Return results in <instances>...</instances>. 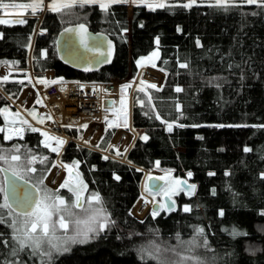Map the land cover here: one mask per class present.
<instances>
[{
    "label": "trees",
    "instance_id": "obj_1",
    "mask_svg": "<svg viewBox=\"0 0 264 264\" xmlns=\"http://www.w3.org/2000/svg\"><path fill=\"white\" fill-rule=\"evenodd\" d=\"M180 5L182 2L172 1L152 11L134 4L130 17L126 4H112L107 12L98 5H85L59 13L47 10L40 21L25 17L21 19L24 23L0 24V66L30 70L37 78L52 71L60 81L127 80L131 85L137 61L154 50L159 53L156 68L164 74L160 87L139 85L144 92L137 90L139 86L131 92V127L137 138L125 162L104 159L99 152L117 155L109 144L118 123L104 129L96 146L99 151L74 142L63 147L60 161L79 164L76 169L87 185L85 195L99 194L114 223L88 242L52 257L51 264H158L138 251L151 241L162 249L185 246V251L161 252L164 264L176 253L191 255L193 251L205 264H264V8L198 4L186 9ZM78 24L109 37L114 46L109 65L85 72L62 60L56 41L64 28ZM185 62L188 68H180ZM29 76L21 73L15 77L26 79L1 83L8 97L0 94V110L13 109L11 101L32 85ZM176 87L183 91L177 93ZM168 123L173 125L171 132ZM31 128H25L23 138L8 142L0 134V147L11 154L12 149H21L26 166L20 172L38 187L37 181L47 175L56 154L41 144V135ZM63 131L75 137L80 130L65 127ZM29 154L37 162L27 164ZM43 157L47 160L39 162ZM28 167L37 171L27 172ZM154 167L171 170L177 178L191 172L189 182L196 191L192 196L177 197L175 210L138 220L131 212L140 198L143 170ZM182 206L191 211L184 212ZM7 212L4 210L0 222V264H41L28 249L11 255L18 245L12 239ZM194 229H203V235Z\"/></svg>",
    "mask_w": 264,
    "mask_h": 264
},
{
    "label": "snow or ice",
    "instance_id": "obj_2",
    "mask_svg": "<svg viewBox=\"0 0 264 264\" xmlns=\"http://www.w3.org/2000/svg\"><path fill=\"white\" fill-rule=\"evenodd\" d=\"M127 2V0H52L50 5V10L54 12H64L66 10H70L74 7L80 6L83 7L85 5H98V7L107 12L112 4L115 3H123ZM132 3H139L149 10L155 11L157 8H164L166 4L163 0H131ZM198 0H188L187 3H183V8H191L197 5ZM243 5H256L257 7L264 8V0H215V3L210 6H214L217 8L228 9L230 7H237ZM9 7H19L31 9L32 14H35L38 10H41L44 7L43 0H33L31 3L24 4H9L4 3L3 0H0V8H9ZM13 23H24V20L12 21ZM10 21L5 19H0V24H7ZM70 35L75 34L79 37L80 46L87 52H93L96 55L103 56L105 53L101 51L99 44L90 47L87 39V29L84 24H80L77 29L68 28L66 29ZM2 38V37H0ZM159 44V40L156 41ZM69 48L71 50V44H69ZM108 55L111 54V43L108 45ZM46 55V53H45ZM159 53L154 51L151 53L149 57L146 59L151 61L153 58H158ZM144 59L137 61L138 66H142L144 63ZM155 67V65H152ZM180 68H188V63H181L179 65ZM231 67V65L229 66ZM87 70V69H86ZM8 77L5 76L3 78L4 81H7ZM39 83H47V81H38ZM52 83H56V81H52ZM141 85H144V81H141ZM131 87V85H125L124 88ZM148 88L155 89L157 86L155 84H148ZM123 90V89H122ZM139 92H144L145 88L142 86L137 89ZM175 91L177 93L182 92L183 89L181 87H176ZM151 96L148 97V102H151ZM40 101H37L39 103ZM121 104H124V100H121ZM143 106L144 102L141 101ZM177 111L183 112L180 108V105H176ZM19 114H17L18 116ZM50 119V117H48ZM156 119H160V116L157 115ZM39 123H43V118H37ZM107 120V118H105ZM163 122V121H162ZM22 125L27 124V121H20ZM114 126L113 123L109 124V127ZM119 126V125H115ZM123 126L127 127V112L124 113V121ZM183 126V125H177ZM224 125H219V127H223ZM70 127V125H69ZM83 127H87V125H83ZM228 127H232V125H228ZM168 131H172L173 125L171 123L167 124ZM3 131V129H0ZM19 131V130H17ZM31 131L36 132L37 129L32 127ZM45 137L44 147L50 149L52 152L58 153L59 147H62L65 143L64 140L54 138L48 135L46 132L40 133ZM8 138H11L10 136ZM22 138V137H21ZM145 141L148 139L147 136L142 137ZM55 140V143L58 147H53L49 141ZM110 147V146H109ZM244 151H250V149L245 148ZM14 154L10 156L0 152V161L4 163H9L11 168V177L9 179L7 176L5 177V188H0V191L11 192L13 197L16 198L19 193L18 202H19V211L16 213L17 216L23 217L22 224L17 227L16 222L13 221L10 224L13 232L16 233L12 237V239L18 245V248H13L11 255L17 256L19 252L24 251L25 249L29 250V254L33 256H39L41 260V264H51V260L53 257V253H59L68 251L67 245L71 243H84L86 242L90 235L94 236L98 232H102L109 228L113 221H111L110 216L107 213V209L104 208L103 201L99 194L91 193L87 197L83 195L84 192L87 191V185L83 183L82 180L79 179V174L77 173V183L75 185L71 184L70 179H66L60 185V188L67 189V191L71 194L67 198L62 197L58 192L49 191L47 188H37L36 185H32V187L36 190L35 195L27 192H22L19 189V186L16 184L17 180H23L24 184H28V180L24 178L21 172L18 170L19 163L21 161V149L16 147L12 149ZM117 150V155H120ZM27 159V163L29 165L37 162V157L35 155L29 154ZM104 159H108L107 156L103 157ZM44 160H47V157H43L39 160V162L43 163ZM156 166L159 167V161H156ZM64 167L69 172V177H71L72 168H78L79 164L76 163L71 167L67 164ZM27 172L34 173L37 170L32 167H28L25 169ZM0 171L8 172V169H0ZM140 171V169H137ZM167 175H171L168 173ZM192 175L191 172L188 173L190 177ZM209 175H215L213 172H209ZM227 175V173H226ZM117 180L120 179L119 176L115 177ZM153 179H163V177H152L149 175L147 177V181H151ZM43 177L37 181V183H42ZM176 185H183L184 182L180 180L175 181ZM189 194H194L196 189L195 185L187 186ZM183 187L174 188L166 192L168 200H171L172 195L182 191ZM145 191L150 195H155V192L149 185L145 184ZM157 191H165L164 189H158ZM213 195H215V190L213 189ZM8 196H5V203L0 205V222H3L4 210H11L12 206L7 203ZM87 204V207H85ZM93 205H101V207H93ZM175 202L172 201V207L169 208L167 205H161V208H165L166 210H174ZM184 212H189L191 209L187 206L183 208ZM86 213V215L81 216L80 213ZM264 214V213H262ZM158 215V211L154 210L152 212L153 218ZM220 215H223V212H220ZM55 217V219H54ZM71 227V234L69 226ZM62 230V232H61ZM197 232V235H203V229H194ZM59 233V234H58ZM234 235L239 233L233 232ZM179 240V237H177ZM6 243V242H5ZM191 243V242H190ZM204 246H207V242L204 241ZM141 255L147 254L152 258L158 261V264H164V261L160 259V254L162 251H171L175 252V248L162 249L161 245L156 241H151L148 247H141L138 249ZM197 264H199L198 258H196ZM8 264H23L22 261H11Z\"/></svg>",
    "mask_w": 264,
    "mask_h": 264
},
{
    "label": "built area",
    "instance_id": "obj_3",
    "mask_svg": "<svg viewBox=\"0 0 264 264\" xmlns=\"http://www.w3.org/2000/svg\"><path fill=\"white\" fill-rule=\"evenodd\" d=\"M138 72L135 82L144 81V84L147 85L158 86L164 77L162 71L158 70L156 66H141ZM126 82L127 80H111L109 82L56 81V83L51 82L47 85H36L34 97L22 91L21 95L11 103L21 114H25L32 107L35 108L38 118H43V125L33 123L32 127L48 134L61 135L67 142L71 141L97 151V142L101 138L107 122L118 120L120 117L121 90ZM135 82L133 86H135ZM20 99H22L21 102H19ZM105 99L113 102L112 108L103 109L102 102ZM37 101L40 102L37 103ZM83 125H87V127H83ZM65 127L80 131L75 137H72L64 133ZM15 135L18 136L17 133ZM114 138H117L116 143H113ZM133 138L135 139V136ZM113 139L110 144L111 149L119 150L123 144V137L121 135L117 137L116 134ZM99 152L114 158L113 155L107 154L108 151Z\"/></svg>",
    "mask_w": 264,
    "mask_h": 264
},
{
    "label": "rangeland",
    "instance_id": "obj_4",
    "mask_svg": "<svg viewBox=\"0 0 264 264\" xmlns=\"http://www.w3.org/2000/svg\"><path fill=\"white\" fill-rule=\"evenodd\" d=\"M172 1H175V2H177V3H181L182 2V4L183 3H187L188 2V0H163V2L167 5V4H169L170 2H172ZM3 2L4 3H9V4H24V3H31V2H33V0H3ZM52 2V0H43V3H44V7L41 9V10H38L35 14H32V12H31V9H26V8H19V7H9V8H7V9H5V8H0V19H5V20H8V21H10L11 23H12V21H14V20H21V19H23V18H25V17H36L37 19H39V21L41 20V18H42V14L45 12V11H47V10H50V7L48 6V5H50V3ZM215 3V0H198V3H197V5L198 4H214ZM116 4V3H115ZM117 4H126L127 5V13H128V17H130L131 16V12H132V6L134 5V4H139V3H132L131 2V0H127V2H123V3H117ZM50 11H52V10H50ZM38 31L36 30V33H37ZM32 42H33V40H32ZM154 51H156L157 52V50H154ZM153 51V52H154ZM31 52H29V57H30V54ZM151 55V54H150ZM149 55V56H150ZM149 56H147V57H149ZM146 57V58H147ZM144 59V63H143V65L142 66H147V65H149V66H152L153 64L156 66V61H157V59L158 58H153L151 61H148L147 59ZM137 65V68H138V70L140 69V67L141 66H138V64H136ZM153 67V66H152ZM159 70V69H158ZM21 73H26V75H27V73H29L30 75L32 74V72L29 70V72H23L22 70H18V69H15V68H12V66H11V64H3V65H1L0 66V94L3 96V97H8L7 96V94H5V92L2 90V88H1V83H3V82H5L4 80H3V78L5 77V76H7L8 77V79H7V81H9V80H17V81H22V80H24V79H26V78H23V79H20L21 77H15L16 75H19V74H21ZM137 73H139L138 71H137ZM136 73V75H135V78L132 80V86H131V90L129 89V88H124V86L125 85H128L127 84V82L123 85V87H122V89L123 90H121L122 91V93H121V100L123 99L124 100V104H121L120 106V117H119V119L118 120H110V121H108L107 122V125H106V127H109V124L110 123H118V125H119V128L120 129H125V126H123V121H124V113H125V111L127 112V104H126V99L128 98V95L130 94V97H131V92L136 88V87H138L139 85H141V82L140 81H137V82H135L136 81V77H137V74ZM15 75V76H14ZM24 75V74H23ZM15 77V78H14ZM37 78V77H36ZM163 79H164V77H163ZM29 80H30V78H29ZM38 79H36V81H37ZM58 79L57 78H55V79H51V81H57ZM29 82H31V81H29ZM134 82H135V86H133V84H134ZM162 82H163V80H162ZM162 82H161V84H162ZM161 84L160 85H158L156 88H158V87H160L161 86ZM144 85H146L147 86V84H144ZM139 87H141V86H139ZM22 93V92H21ZM21 95V94H20ZM19 95V96H20ZM11 105H12V103H11ZM12 107H13V109L9 106H6V107H4L3 109H1L0 111H1V114H2V120H3V125H1L0 126V129H3V131H0V134H1V136H2V141H4V142H8V141H10V140H13V139H16V138H20L21 139V137L23 138V135H24V130H25V128L26 127H32L33 125V123L35 124H40V125H43V123H39L38 122V120H36L35 119V111L33 110V111H28V112H26L25 114H21L20 112H18V110L12 105ZM123 113V114H122ZM17 114H19L18 116H17ZM122 114V115H121ZM27 121L28 123L27 124H25V125H22L21 123H20V121ZM34 128H36V127H34ZM14 129H16V130H14ZM37 129V128H36ZM17 130H19V131H17ZM15 131V132H14ZM36 132H38L39 134L41 133V132H44V131H40L39 129H37V131ZM15 133H17L18 134V136H16L15 135ZM20 135V136H19ZM41 135V134H40ZM49 136H51V137H54V138H58V139H61V140H64L65 141V143H64V145L62 146V147H59V152L58 153H55V152H53V153H55L56 154V159L54 160V162H53V165H52V167L50 168V170H49V172L47 173V175L43 178V181H42V183H38V187L37 188H40V189H43V188H47L49 191H52V192H58L62 197H65V198H67L68 197V195L70 196L71 194L67 191V189H64V188H60V185L63 183V181L64 180H66V179H70V182H71V184H73V185H75L76 183H77V181H75L74 179H73V177L71 176V177H69V175H67V177H64L59 183H58V185H56V186H53L52 184H50L49 183V180H48V178H49V176H50V174H51V171L55 168V167H58V166H60V165H62V164H67V165H69L70 167L72 166V164H68V163H63V162H61L60 161V155H61V152H62V150H63V147L68 143L67 141H66V139L65 138H63V137H61V135H55V134H48ZM11 137V138H8V137ZM41 137H42V139H41V144L44 146V142H45V137L44 136H42L41 135ZM137 138V134L135 135V139ZM135 141V140H134ZM69 142H71V141H69ZM49 143L53 146V147H58L57 145H56V143H55V140H51V141H49ZM98 143V142H97ZM125 145V143L124 144H122V146L119 148V149H123V146ZM48 149V148H47ZM91 149V148H90ZM48 150H50V149H48ZM93 150H95V149H93ZM51 151V150H50ZM0 152H3L4 154H7V155H11V153H6V151H5V149H3L2 147H0ZM52 152V151H51ZM104 152V151H103ZM114 153L115 154H117V150L116 149H114ZM107 154H110V153H108L107 152ZM104 155V154H103ZM107 157H109L108 155H106ZM116 157L118 158V159H116V160H119V161H122V162H125V160H124V158L123 157H119V155L117 156L116 155ZM2 162V163H1ZM0 162V166L1 167H4V168H9L8 170L9 171H11V168H10V164L12 163L11 161L9 162V163H4L3 161H1ZM28 164V163H27ZM25 164H24V162H23V160H21L20 161V163H19V166H18V170L19 171H22L23 172V170L22 169H24L25 168ZM6 168V169H7ZM72 171H77V169L76 168H72ZM168 173H170L171 175H167ZM149 175H151V176H156V177H163V181H164V186L161 188V189H164L165 191H159L158 193H156L155 195H150L148 192H146L145 191V184H146V178L149 176ZM80 179V178H79ZM180 179H184L185 181H187V182H189V176H188V174L186 175V176H184L183 178H177V177H175V176H173V172L171 171V170H160V169H158L157 167H154V168H152V169H149V170H143V178H142V182H141V190H140V198H139V200H143L144 202H146V203H148V205H149V208H148V210L146 211V213L143 215V216H141V217H139V216H137V215H134V213H133V211L131 212V215L134 217V218H136V219H138V220H142V219H144V217L145 216H147V215H150V216H152V210H151V204L152 203H154V202H158L159 204H160V206L163 204L164 205V203H163V201H162V197L164 196V195H166V192L167 191H169V190H171V189H174V188H179V186L178 185H176L175 184V181L176 180H180ZM0 188H3V182H2V178H1V174H0ZM62 192H64V193H62ZM83 195L85 196V197H87L86 195H85V192L83 193ZM181 195H184V196H186V197H188V196H190V195H187V194H185L183 191H179L178 193H176V194H174V195H172V197H171V199L173 200V201H175V203H176V199H177V197H179V196H181ZM167 196V195H166ZM138 200V201H139ZM160 200V201H159ZM137 201V202H138ZM0 205L1 204H4L5 203V200H4V197H3V191H0ZM176 206H177V203H176ZM85 207H87V204H85ZM93 207H101V205H93ZM185 206H182L181 207V210H183V208H184ZM134 208V207H133ZM133 210V209H132ZM162 210H164V211H162ZM160 213H167L166 211H165V208H161L160 207V211L158 212V215L160 214ZM7 215H8V223H9V227H10V224L13 222V221H15L16 222V225H17V227H19L21 224H22V222H23V217L22 216H17L16 214H14V213H12L10 210H8V212H7ZM80 215L81 216H84V215H86V213H83V212H81L80 213ZM157 215V216H158ZM153 217V216H152ZM54 219H55V217H54ZM71 225L69 226V229H70V233L69 234H71ZM10 231H11V236L13 237L14 235H16V233H14L13 232V229H12V227H10ZM61 232H62V230H61ZM98 233H100V232H98ZM97 233V234H98ZM59 234V233H58ZM97 234H95L94 236H92V235H90V237H89V239L86 241V242H88L90 239H92V238H94ZM86 242H84V243H86ZM77 244H83V243H79V242H77V243H71V244H69V245H67V247H68V251L69 250H71V248L73 247V246H75V245H77ZM186 247H188V246H186ZM171 248H173V247H171ZM177 250H181V251H185V246L184 245H178V246H176L175 247ZM163 249H165V248H163ZM68 251H64V252H59V253H53V257L54 256H58V255H62V254H64V253H67ZM176 251V250H175ZM162 252H165V251H162ZM36 257H38V258H40L39 256H36ZM196 258H198V261H199V264H205V262H204V260H203V258L201 257V256H199L195 251H193V253H191V255H189V254H182V255H180V254H178V253H176V255H173L171 258H170V263L169 264H197V260H196Z\"/></svg>",
    "mask_w": 264,
    "mask_h": 264
},
{
    "label": "water",
    "instance_id": "obj_5",
    "mask_svg": "<svg viewBox=\"0 0 264 264\" xmlns=\"http://www.w3.org/2000/svg\"><path fill=\"white\" fill-rule=\"evenodd\" d=\"M79 25L80 24L72 25V26H68L64 28L61 34L59 35V38L56 41V48L62 60L66 62L67 64L71 65L76 70L85 71V72L97 71L109 65L114 56V46L111 40L109 39V37L103 33H95L85 26L87 29V39H88L89 46L92 47V46L99 44L101 51H103L105 55L99 56V55L94 54L93 52H87L80 46L78 36H76L74 33L70 35L68 32H66V29L68 28L77 29ZM109 43H111V54L110 55L107 54ZM69 44H71V50L69 48ZM102 106H103V109L112 108L113 102L109 99H105L102 102ZM0 169H6V168L0 167ZM77 173H78L77 171H72L71 173V176L73 177L75 181H77ZM0 174H1L2 182H3V188H5V177L7 176L9 179H12L11 171L8 170L7 173L4 171H0ZM152 177H156V176H152ZM180 181L184 182V184L178 185V186L183 187L182 191L185 194L190 195L188 192L187 186L195 185V184L187 182L184 179H180ZM146 183L149 185L150 188L153 189L155 194L159 192L157 191L158 189H161L164 186V181L162 179H153L151 181H147V178H146ZM16 184L19 186V189L22 192L31 193L33 194V196L35 195L36 190L32 187L33 184H31L30 182H28V184H24L23 180H17ZM195 189H196V186H195ZM6 195L8 196L7 203L12 206V209L16 210V211H11V210L10 211L16 214L20 210L19 202H18L19 193L17 194V197L14 198L10 191L7 193L3 191L4 200H5ZM192 195L194 194H191L190 196ZM162 200H163L164 205H167L169 208L172 207V201H173L172 199L168 200L167 196L164 195ZM176 207L177 206L175 203L174 210ZM151 210L152 211L156 210L159 212L160 204L158 202L152 203ZM165 211L171 212L173 210L165 209Z\"/></svg>",
    "mask_w": 264,
    "mask_h": 264
},
{
    "label": "crops",
    "instance_id": "obj_6",
    "mask_svg": "<svg viewBox=\"0 0 264 264\" xmlns=\"http://www.w3.org/2000/svg\"><path fill=\"white\" fill-rule=\"evenodd\" d=\"M158 52V51H157ZM30 81H31V86L30 87H25L23 89V92L29 93L31 94V96L34 97V94H36V85H47L49 83H51V79H55L54 73L52 71H46L45 73H43V76L36 78L35 76H33V74H31L30 76ZM36 79H38L36 81ZM38 81H47V83H39ZM126 104H127V127H125V129H120L118 128L115 132L114 135L117 134L121 135L123 137V144L125 143V145L123 146V149H119V153H121L122 157L125 159L129 149L131 148V146L134 143V136L137 134L131 127V106H130V96H128V99H126ZM33 111V110H30ZM28 112V111H27ZM36 120L37 117L34 116ZM111 147V145H109Z\"/></svg>",
    "mask_w": 264,
    "mask_h": 264
},
{
    "label": "bare ground",
    "instance_id": "obj_7",
    "mask_svg": "<svg viewBox=\"0 0 264 264\" xmlns=\"http://www.w3.org/2000/svg\"><path fill=\"white\" fill-rule=\"evenodd\" d=\"M24 97V96H23ZM22 97V98H23ZM22 99H20L19 102H21ZM66 134V133H65ZM117 138L113 139V143H116ZM67 175H69L68 170L64 167V164L55 167L52 171L51 174L48 178L49 183L52 184L53 186L58 185V183L64 178L67 177ZM149 205L148 203L144 202L143 200H139L136 205L133 208V213L134 215H137L139 217L143 216L146 211L148 210Z\"/></svg>",
    "mask_w": 264,
    "mask_h": 264
},
{
    "label": "flooded vegetation",
    "instance_id": "obj_8",
    "mask_svg": "<svg viewBox=\"0 0 264 264\" xmlns=\"http://www.w3.org/2000/svg\"><path fill=\"white\" fill-rule=\"evenodd\" d=\"M163 198V197H162ZM177 200V199H176ZM160 201V200H159ZM163 201V200H162ZM175 202V201H174ZM176 203H177V201H176ZM162 211H164V210H162Z\"/></svg>",
    "mask_w": 264,
    "mask_h": 264
}]
</instances>
